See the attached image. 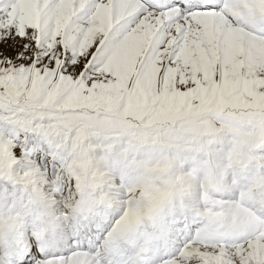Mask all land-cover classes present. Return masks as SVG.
<instances>
[{"label":"snow or ice","instance_id":"snow-or-ice-1","mask_svg":"<svg viewBox=\"0 0 264 264\" xmlns=\"http://www.w3.org/2000/svg\"><path fill=\"white\" fill-rule=\"evenodd\" d=\"M0 264H264V0H0Z\"/></svg>","mask_w":264,"mask_h":264}]
</instances>
